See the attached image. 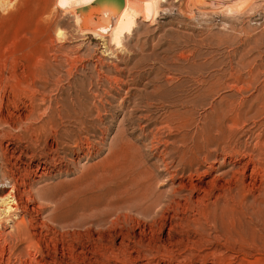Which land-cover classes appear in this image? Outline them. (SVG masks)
<instances>
[{
    "label": "rangeland",
    "instance_id": "1",
    "mask_svg": "<svg viewBox=\"0 0 264 264\" xmlns=\"http://www.w3.org/2000/svg\"><path fill=\"white\" fill-rule=\"evenodd\" d=\"M4 1L0 264H264V0H161L122 49Z\"/></svg>",
    "mask_w": 264,
    "mask_h": 264
},
{
    "label": "bare ground",
    "instance_id": "2",
    "mask_svg": "<svg viewBox=\"0 0 264 264\" xmlns=\"http://www.w3.org/2000/svg\"><path fill=\"white\" fill-rule=\"evenodd\" d=\"M245 1L247 0H226L221 6L230 8ZM58 2L61 8L69 9L73 13L71 14L76 25L84 36H94L104 45L112 44L117 49H122L124 39L134 33L140 19L146 23L152 22L161 10V0H123L121 3L112 0H58ZM0 5H6L5 1L0 0ZM14 189L15 187H12L7 196L0 197V226L2 220H10L16 210L17 200L12 194Z\"/></svg>",
    "mask_w": 264,
    "mask_h": 264
},
{
    "label": "water",
    "instance_id": "3",
    "mask_svg": "<svg viewBox=\"0 0 264 264\" xmlns=\"http://www.w3.org/2000/svg\"><path fill=\"white\" fill-rule=\"evenodd\" d=\"M113 2L121 3L123 0H112Z\"/></svg>",
    "mask_w": 264,
    "mask_h": 264
}]
</instances>
